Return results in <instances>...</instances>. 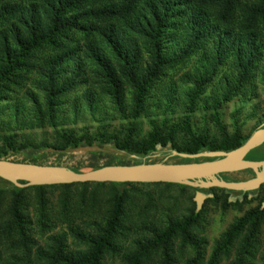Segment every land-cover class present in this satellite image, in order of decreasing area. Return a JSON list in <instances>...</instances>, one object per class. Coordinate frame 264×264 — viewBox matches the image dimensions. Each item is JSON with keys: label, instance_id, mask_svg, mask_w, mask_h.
<instances>
[{"label": "rangeland", "instance_id": "rangeland-1", "mask_svg": "<svg viewBox=\"0 0 264 264\" xmlns=\"http://www.w3.org/2000/svg\"><path fill=\"white\" fill-rule=\"evenodd\" d=\"M26 2L0 0V152L7 138L16 147L31 145L18 152L11 151L3 159L80 171H90L110 162L112 165L138 164V159L150 163L166 160L176 164L181 163L182 158L171 156L173 150L185 153L191 149L190 153L195 154L200 141L205 140L214 151H222L221 147L235 144L238 132L243 137H250L264 127V63L258 73L245 79V87L229 75L233 67L216 71L212 83L191 110L189 101L198 80L196 76H199L193 67L195 57L190 62L194 72L190 63L173 61L180 60V45H185L182 39L197 45L201 33L212 26L205 17L182 14L188 7L181 11L180 7L171 9L174 18L168 25L172 29H165L168 35L162 34L163 38L175 36L173 42L167 43V53L164 49L163 60L170 64L154 77V84L136 114L135 86L129 83L121 63H113L114 68L109 69L108 77L104 78V75L98 77L102 75L101 69L84 55L74 60L75 54L89 43L90 33H67L46 39L25 56L19 55L20 43L26 41L19 39L20 33L21 38L24 37L20 19L27 11L18 10L24 8ZM174 3L178 5L179 0ZM191 6L196 10H209L211 1L193 0ZM235 18L233 29L240 23ZM98 23L106 26L111 21L100 20ZM121 32L123 34L124 30ZM4 34L8 38L6 43L2 39ZM138 41L141 43V39ZM253 47L259 48L255 43ZM94 51L101 59V53L107 55V51L99 47ZM139 69L143 76H150L144 68ZM154 136L163 144L170 141L172 150L159 145L157 150L138 155L102 143L113 137L120 146L131 144L137 152L147 151ZM70 138H86L88 143H94L75 149L65 148ZM225 175L239 180L251 178L248 172ZM104 183L106 187L95 190L89 185L87 196L91 193L97 200L105 199L107 204L102 202L100 207L97 206L96 219L89 216L75 223L64 219L68 205L62 199L65 191L62 186L47 187L42 192L44 195L26 188L22 195L27 201L19 208L22 211L27 207L23 222L28 233L24 238L16 228L10 233L2 229L13 221L10 210L13 194L0 195V264H21L25 257L26 261L39 257V264L60 263L57 258L48 257L57 248L56 240L50 239L56 234L68 235L66 250L75 255L78 252L86 255L89 246L83 243L84 239H88L89 234L94 237L102 234L109 221L113 222L116 234L108 241L110 245L103 253V264H191L194 260L197 264H209L226 233L252 210L259 206L264 208V186L251 193V201L243 202L241 208H224L226 194L215 187L212 190L219 200L206 199L199 211V219L189 228L193 242H188L183 233L176 231L167 243H159L157 237L171 223L187 220L197 209V190L189 186L143 183L130 188L123 203L117 204L116 191L108 186L110 182ZM73 193L78 194L79 189L74 188ZM228 197L236 201L237 196L229 192ZM254 221L244 225L242 233L237 234L227 248L220 250L216 264H264V216L257 224ZM252 228L256 231L253 241L248 237ZM75 231L81 232L83 242L73 237Z\"/></svg>", "mask_w": 264, "mask_h": 264}, {"label": "trees", "instance_id": "trees-1", "mask_svg": "<svg viewBox=\"0 0 264 264\" xmlns=\"http://www.w3.org/2000/svg\"><path fill=\"white\" fill-rule=\"evenodd\" d=\"M210 9L196 10L192 5L193 0H179V4H175L174 0H27L26 6L20 8L25 9L26 15L20 19L23 22L21 31H23L24 37L19 39H26L22 44L19 55L25 56L26 53L33 50L38 43H43L46 39H53L56 36H66L67 33H90L89 43L75 54V59H78L84 55L87 59L94 62L98 66L102 75L98 77H108V70L113 69V63H121L124 74L127 75L129 83L134 84L136 95V114L140 112V105L144 97L149 92L151 84H154V77L159 76L161 69L165 65L170 63L164 62L165 51L167 53V43L173 42L175 36L162 37V34H169L165 29H172L168 22L174 17L170 13L171 9L187 10L182 14H196L197 17L207 18L212 28L205 29V33H201L200 41L190 44L187 40L182 39L181 42L185 45H180V54H178V61H173L176 64L190 63L192 58L195 57L193 67L196 71L198 79L195 84V88L192 91L189 105L191 110L194 109L197 99L208 89V86L212 83L211 78H215L216 71L225 70L227 66L233 67L229 74L234 80L243 87L246 86L245 79L253 77L258 73L261 65L264 63V0H210ZM202 2V1H201ZM207 3V2H206ZM177 5V6H176ZM139 14V15H138ZM237 20L240 21L237 28H232L233 23ZM16 18V16L14 17ZM100 20H110L111 24L106 26L99 25ZM247 23V24H246ZM197 25V22H195ZM122 30L124 33L121 34ZM93 40V38L97 37ZM141 39V43L138 41ZM5 41L8 40L6 35L2 36ZM253 43L258 45V49L253 47ZM105 49L107 55L100 54L101 58H98L95 54L94 48ZM198 56V58H197ZM144 60V62L142 61ZM146 60L148 61L146 63ZM144 68L150 73L149 77L143 76L140 73L139 68ZM191 70L194 69L191 66ZM3 72V71H2ZM1 72V73H2ZM243 79V80H242ZM52 100V98H50ZM249 137H243L240 132L235 135V144L232 146L221 147L222 151H230L240 147L244 144ZM6 139V138H5ZM170 142V141H168ZM162 143L154 136L151 139V146L147 151H139L129 144L127 147L120 146L116 142V138L111 137L107 141H102L103 144L108 143L111 146L125 150L129 154L144 155L152 150H157L159 145L167 147L168 150H172L171 143ZM94 143V142H93ZM93 143H88L86 138L67 139L65 148L75 149L80 146H91ZM170 144V145H169ZM264 145V144H263ZM30 144H26L23 147L13 146L11 140L7 138L4 142L3 148L0 152V158L6 156L9 152H18L23 148H30ZM259 147V148H258ZM252 150L247 159L249 160H264V147L258 146ZM205 150H213L211 145L201 140L199 146L195 149L194 153L202 152ZM219 150V149H216ZM214 151V150H213ZM170 152V151H169ZM192 152L191 149L185 151V153ZM167 154V152H166ZM165 154V155H166ZM191 154V153H190ZM141 159L137 160V163H142ZM163 161V160H162ZM190 159H182L181 163H188ZM197 161V160H195ZM147 162V160L145 161ZM106 165H112L108 163ZM98 168V167H97ZM76 171H79L76 169ZM227 180V179H226ZM25 183V182H22ZM143 183H109L108 186L115 190L114 199L117 200V204H122L129 192V189ZM154 185H177L179 187H186L184 185L172 184V183H152ZM87 183H75V184H62L65 191L62 195V199L68 205V213L64 212V219L72 220L75 223L78 219L84 221L86 217L91 216L95 218L97 212V206L106 201L105 199L97 200L93 195L87 196L88 186ZM106 183H92V190L100 187H106ZM52 186V185H51ZM50 186H31L37 192H44L45 188ZM26 188H19L11 182L0 178V195L11 192L13 194V206L10 209L13 212L11 223L9 227H3L6 232L16 228L19 234L24 238L27 235L28 229L24 221V208L19 211L23 202L26 203L27 197L22 194L26 191ZM78 188L79 193H73V189ZM198 191V189H196ZM204 193L212 194V189L201 190ZM226 198L223 202L224 208L229 207H243V202H250L248 197L255 193V191L249 192H234L236 201H231L228 197L229 190H224ZM228 193V194H227ZM44 195V193H42ZM244 196V201L241 199ZM242 197V198H241ZM241 198V199H240ZM211 201L219 200L214 196L210 198ZM104 204H107L104 202ZM199 212L197 209L193 210V214L185 221L181 223H171L167 230L162 235L157 237V241L160 243H167L176 233L180 231L183 233L188 242H193L189 237V228L196 223L199 219ZM264 216V209L259 206L255 210H252L244 218L238 221V225L232 227L225 235L223 242H220L219 250L212 256L209 264H216L218 253L223 248H227L235 236L242 233L244 225L252 222L257 224V220ZM91 218V219H92ZM90 219V220H91ZM250 221V222H249ZM43 219H40L42 225ZM116 231L113 229V222L109 221L105 226L104 231L97 237L89 234L88 239L82 237L81 232L75 231L73 237L82 241L84 239L85 244L89 246L87 254L75 255L73 251L66 250L68 243V235L62 236L53 235L50 239L56 240L57 248L54 254L49 255L51 259H56L60 263L57 264H103V253L110 244L108 241L115 236ZM10 233V232H9ZM256 231L253 228L249 231L248 237L251 241L255 240ZM24 242H27L24 241ZM22 244V243H19ZM31 256V255H30ZM32 257V256H31ZM70 257V258H68ZM26 261V257L23 258L21 264H39V257H33ZM44 261V260H42ZM45 263V262H43ZM12 264V263H6ZM191 264H197V260H194Z\"/></svg>", "mask_w": 264, "mask_h": 264}, {"label": "water", "instance_id": "water-1", "mask_svg": "<svg viewBox=\"0 0 264 264\" xmlns=\"http://www.w3.org/2000/svg\"><path fill=\"white\" fill-rule=\"evenodd\" d=\"M263 143L264 127L257 129L240 147L230 151L205 150L195 154L172 151L171 156L190 159L188 163L170 164L166 160L150 163L143 159L139 164L106 165L90 171L0 158V178L19 188L87 182L179 184L198 189L195 202L199 212L205 200L214 197L201 190L216 187L249 192L264 185V160L247 159L248 154ZM201 158L208 160L201 161ZM244 170H252L255 177L244 181H228L221 177V174Z\"/></svg>", "mask_w": 264, "mask_h": 264}, {"label": "flooded vegetation", "instance_id": "flooded-vegetation-1", "mask_svg": "<svg viewBox=\"0 0 264 264\" xmlns=\"http://www.w3.org/2000/svg\"><path fill=\"white\" fill-rule=\"evenodd\" d=\"M264 144V143H263ZM261 145V146H263L264 147V145ZM259 148V147H258ZM238 172H248L250 175H251V178H254L255 177V173L252 171V170H244V171H238ZM235 173V172H234ZM225 174H228V173H225ZM225 174H221V177L222 178H224L225 180L227 179L228 181H244V180H239V179H234V178H232V177H230V176H228V175H225ZM250 178V179H251ZM264 185H262L261 187H263ZM261 187H259V188H257V189H255V190H253V191H256V192H258L260 189H261ZM212 189V188H211ZM225 190V189H224ZM232 192H243V191H232ZM231 193V192H230ZM264 193V192H263ZM207 194V193H206ZM213 195H214V193H212ZM250 197V196H249ZM264 209V208H263Z\"/></svg>", "mask_w": 264, "mask_h": 264}]
</instances>
